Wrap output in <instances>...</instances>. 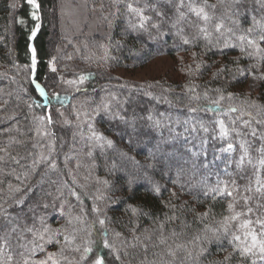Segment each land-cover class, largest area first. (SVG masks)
Here are the masks:
<instances>
[{"label":"trees","instance_id":"obj_1","mask_svg":"<svg viewBox=\"0 0 264 264\" xmlns=\"http://www.w3.org/2000/svg\"><path fill=\"white\" fill-rule=\"evenodd\" d=\"M98 1L99 10L106 12L105 24L109 26V21L112 22L110 34L84 38L85 45L77 43L74 50L70 46L59 50L58 39L54 40L51 35L53 22L49 14L55 0H35L37 22L29 18L30 4L27 0H18L14 11L10 0H0V148L5 149L0 152L3 158L0 159V203L7 209V215L0 216V236L7 234L9 245L14 241L15 245L21 246L23 240L30 244L39 240L28 235V227L41 232L47 228L48 236L56 229L65 234L73 233L76 239L73 245L64 248L66 259L63 264H94L97 245L105 264H162L161 255L164 256V264H218L231 251L227 239L205 244L207 252L198 261L187 259L182 250L173 260L166 255V249L175 247L177 242L187 243L202 234L205 225L216 226L222 215L227 214L228 200L218 198L213 201L210 195L206 197L201 183L215 184L217 173L222 174L230 159L220 152L228 141L219 138L216 113L222 112L220 118L230 129L235 128L240 133L232 132L230 136L235 148L233 160H239L242 140L248 141L249 154L254 159L259 156L258 149L264 146L260 138L264 134V79L259 81L258 91L252 94L244 91L242 82L237 83L240 79L227 77L232 69L244 63L249 52L253 56L256 54L253 48L241 52L237 36L251 26L253 17L264 22V0H242L241 3L233 0H182V6L181 0ZM129 3L150 18L148 31L128 29L129 19L138 22V18L128 12ZM189 4L204 7L213 16L209 28L213 33L210 45L198 37L195 25L202 22L189 10ZM178 6L179 12L186 14V19L173 28L171 25L179 16ZM157 12L162 15L158 16ZM18 19L21 21L17 22ZM218 20L223 21L225 29L233 31L222 30L223 35L216 33L213 26ZM233 21H238V24ZM152 23H159L161 31L152 28ZM36 25L37 30L32 35L31 30ZM180 29L183 31L177 35ZM261 34L260 29L252 34L259 45ZM184 38L190 43L184 44ZM225 41L228 47H224ZM102 44L108 46L107 62L103 59ZM32 51L36 58L35 71L32 68ZM190 52L197 54L199 68L190 67L183 75L186 86L170 80L160 87L146 84L151 87L148 93H154L155 98L140 93L145 89L143 84L129 89L121 85L114 87L113 80L107 79L103 70L95 69L97 65L114 69L122 66L121 61L143 58L148 61L162 53L175 57ZM51 59L55 61L56 72L49 67ZM71 73L86 76L84 86L72 91L58 90L60 85L53 83V78ZM194 83L209 91H236L237 95L228 97L227 105L220 104V109L216 110L200 103L201 100L193 95ZM37 84L43 93L37 89ZM17 85L25 93L18 91ZM164 88L172 92L167 93ZM75 101L80 102L79 106L74 105ZM105 106L109 111L115 110L117 115L109 112L111 118H107ZM233 107L238 112H228ZM59 112L64 116L60 118ZM240 112L251 115L242 116L233 125L231 119ZM149 115L153 121L147 119ZM68 119L70 122H64ZM157 120L160 121L159 126L154 124ZM242 120H249L251 127L243 126ZM257 120L261 123H256ZM132 121L135 123H130ZM94 123L105 130L92 129L91 132L111 140V148L106 144L101 147L102 142L95 138L91 141L83 139L87 124ZM201 125L209 131L206 133ZM252 128L257 130L256 136L251 134ZM49 144L53 145V152L47 155L49 159L43 160L48 149L44 151L42 146ZM65 150L72 153V160L68 162L70 172L66 174L60 171L64 166L62 157ZM150 152L153 154L151 157ZM34 161L39 163L34 164ZM52 161L58 163L56 165L60 169L58 166L56 169L50 167ZM57 169L60 174L62 172L60 176L64 182L72 187L71 196L78 198L80 204H74L51 187L48 176H55ZM228 170L234 174L241 189L249 177L255 179L251 166L246 165L243 172H239L232 163ZM129 177L136 178L131 191L127 185ZM91 178L94 182L90 181ZM150 181L160 185V195L149 191ZM173 181L178 182L174 184ZM49 186L51 192L47 194ZM17 188L20 191L17 192ZM20 199L23 203L17 204ZM259 202L264 205V198ZM242 205V201L237 204V210ZM252 206L256 208L255 200ZM94 207L99 211L93 212ZM131 207L140 209L138 214L133 215ZM205 212L209 213L207 219H199ZM256 212L264 214V207L256 208ZM100 219L105 221L103 226ZM13 227L25 239L20 240L11 233L10 228ZM105 235L115 247V253L103 248ZM162 236L165 238L163 244L160 243ZM88 240L95 242L93 252L82 261L83 247ZM38 243L46 242L39 240ZM75 244L80 247L79 252L72 250ZM221 244L227 251H218ZM188 246L195 256L198 249ZM10 247L5 248L8 254H2L4 264H8L9 255L12 256L11 264H20L19 258L24 259V255L21 257L22 252L17 251L16 246ZM116 255H119V260ZM252 260H256V264H264L259 256L241 261L238 254L230 264H252Z\"/></svg>","mask_w":264,"mask_h":264},{"label":"snow or ice","instance_id":"obj_2","mask_svg":"<svg viewBox=\"0 0 264 264\" xmlns=\"http://www.w3.org/2000/svg\"><path fill=\"white\" fill-rule=\"evenodd\" d=\"M29 4H31L33 7H36L35 0H27ZM120 0H114V3H119ZM234 3H241L242 0H233ZM14 6V5H13ZM182 6V0L181 5ZM177 8V11L179 13L178 19L172 23V27L175 28L178 23L186 19V14L183 12H179V7ZM128 12L130 14H134L135 17L138 18V22H133L131 19H129L127 27L130 31L136 32V31H148V22L150 18L148 16L143 15L142 10L134 8L131 3L127 5ZM189 10L202 22L201 24H196L195 27L198 28V37L203 38L208 42L210 45L212 43V31L209 30L210 26L212 25L213 16L205 10L204 7H194L193 5L189 4ZM115 16V14H113ZM158 16H161L162 14L157 12ZM35 19V15L33 16ZM107 19V18H106ZM233 23H237L238 21H233ZM189 24H192L191 21H189ZM109 26H112V22L109 21ZM151 27L154 29H157V31H161V25L159 23H152ZM214 30L216 33H219L220 35H223L222 30H226L228 32H232L233 30L231 28L225 29V25L222 20H218L214 24ZM260 29L262 34L258 37L259 41H264V22L261 20L256 19L255 17L252 18V24L250 27H248L246 30H244L241 34L237 36V39L240 41V51L245 52L247 48H253L255 49V52L257 54L264 52V49H262L258 43L257 38L253 37V33ZM183 31V29H180L179 32H177V35H180V33ZM35 34V33H33ZM235 34V33H233ZM111 39V38H110ZM184 44H189L190 41L187 38L183 39ZM228 42L225 41L224 47H228ZM101 48L104 49V56L103 59L105 62L109 59L108 54V46L101 45ZM193 56L195 57V53H193ZM249 56L252 58H255L251 52H249ZM36 67V58L35 54H33L32 58V68L33 71H35ZM199 68V65H197ZM55 71V69H52ZM223 71V69H222ZM241 75H245L243 71H241ZM261 79H264V76L260 77ZM87 79L86 76H80L79 77V83H83ZM68 83L74 84L77 83V81H68ZM37 89L43 93V89L40 88V85H36ZM231 98V96L229 97ZM224 97L221 96L220 100H223ZM220 100L214 101L216 105V110H219L220 106ZM5 103H7L5 101ZM255 102H253L254 104ZM107 108V106H105ZM228 112L236 113L238 112L237 108H229ZM244 115H251L250 113L240 112V115L236 116L235 118L231 119V123L235 125L237 120H240L242 116ZM11 119V117L9 118ZM43 119V117H41ZM121 119H123L121 117ZM149 121H153V117L149 115L147 117ZM51 122V120H49ZM134 124L135 122H130ZM243 126L251 127V123L249 120H242L241 121ZM256 123H261V121L257 120ZM155 126L160 125V121H154ZM218 129H219V138L222 141H228L226 147H221L220 152L223 154H227L230 159L228 160L225 168L222 170L221 173H217V179L215 184H208L206 181H202L201 183L204 186V195L211 196V199L213 201H216L218 198L222 200H228L227 203V214L222 215V218L217 221L216 226H208L205 225L202 234L197 235L192 240H189L187 243L183 242H177L175 243V247L168 246L166 249V255L171 257L173 260L176 259L177 252L183 251L186 253V258L189 260H196L198 261L201 256L207 252V248L204 247L205 244H212L213 242L220 243L222 240L227 239L228 244L231 247V251L229 252L228 256L224 258V261L218 262V264H230V261L233 259L234 255L238 254L241 261L247 259L248 257H255L259 256L261 260H264V214H258L256 212V208L264 207L259 201L260 199L264 198V146H262L260 149H258L259 156L257 158H253L249 154V143L246 140H242L240 142V157L239 160H233L232 153L235 151L234 144L230 140V136L232 132H236L237 135H240V133L235 128H229L224 120L217 121ZM203 130L207 133L209 130L208 128L201 125ZM37 132H39V129H37ZM47 135V133H45ZM253 136H256L257 130L255 128H252ZM93 137L96 141L102 142L100 144L101 147H103L105 144L111 148L113 146V142L111 140H108L104 138L102 135H98L95 132H93ZM215 139V136L213 137ZM261 140L264 141V134H261ZM5 151V149L0 148V152ZM91 153H89L90 155ZM153 154L150 152L149 156L151 157ZM193 155H197V153H193ZM0 159H3L0 157ZM43 160H47L49 158L42 157ZM39 163V161H34V164ZM235 163L236 169L239 172H243L245 166H251L254 169L253 176L255 179L253 180L252 177L248 178V183L243 186L241 189L240 185L237 184V180L234 178V174L228 170L229 166ZM55 161H52L50 164V167L53 169L55 168ZM115 167V165H113ZM177 176L179 177V171L177 173ZM224 177H230V179H225ZM243 178V177H241ZM19 179V177H17ZM178 181H173V183H177ZM107 183V182H105ZM136 183V178L129 177L127 180V185L129 191L132 190V186ZM151 187L149 188V191L153 193L154 195H160V185L154 182H151ZM11 188V185H9ZM183 187V186H181ZM16 191H20L19 188L16 189ZM75 195V193H73ZM175 195V193H173ZM231 198V199H229ZM97 199H101V197H97ZM256 202V208L252 206L253 201ZM243 202L242 207L240 210H237L236 205L240 202ZM6 203V201H5ZM17 204H22L23 199L17 200ZM46 207V205H45ZM61 208H63V205H61ZM99 209L94 207L93 212H98ZM140 209L137 207H131V212L133 215L138 214ZM211 211V208H209V212ZM208 212H205L199 219H207ZM7 215V209L4 207L3 203H0V216H6ZM253 216H255V219H253ZM71 223V220L69 221ZM99 223L101 226L104 225L105 221L103 219L99 220ZM15 227L12 228V231H15ZM161 230H163V225H161ZM26 231L29 233H32L34 238H38L40 240H44L48 243L52 242V238L47 235L49 232V229L45 228L42 232L41 231H34L33 228L28 227L26 228ZM55 235L58 237L61 235V232L59 230L56 231ZM89 237H91L92 233L91 231L88 232ZM119 235V234H117ZM173 236H177L176 233H173ZM64 239V246L61 247V249L58 252L55 253H48L46 257L38 262H33V264H63V261L66 259L64 257L63 252L65 247H69L73 245L76 237L73 233H68L63 236ZM139 239V238H137ZM57 243L59 241L57 240ZM93 243H95L92 240H88L86 242V246L83 247V253L81 255V260H87L89 258V253L93 252ZM160 243H165V238L162 236ZM188 245H192L193 248H197L198 251H196L195 256L193 255V249L189 248ZM102 246L105 249H109L111 252L115 253L116 249L115 247L110 244L108 239L105 237L102 240ZM135 245H133L134 247ZM6 247H10L9 241L7 238V234L0 236V254H3ZM36 247L39 248L40 251H44V245H37ZM99 245H97V251L96 256L94 260V264H105V258L100 254L99 252ZM72 250L79 252L80 247L77 245ZM36 249L34 248L32 250V255H35ZM218 251H227L221 244ZM24 254L21 253V256ZM116 259L119 260V255H116ZM30 257L24 258L23 264H29ZM160 260L162 264H164V256L161 255ZM12 256H8V264H11ZM0 264H4L3 260H0ZM252 264H256V260H252Z\"/></svg>","mask_w":264,"mask_h":264},{"label":"rangeland","instance_id":"obj_3","mask_svg":"<svg viewBox=\"0 0 264 264\" xmlns=\"http://www.w3.org/2000/svg\"><path fill=\"white\" fill-rule=\"evenodd\" d=\"M94 1L95 0H55L54 8L50 10L49 14L53 22L51 35L54 40L58 39L59 42L57 44H58L59 50L60 49L64 50L65 48L69 46L72 47L71 48L72 50H74L76 46H78L77 43H80L81 46L85 45L84 38L85 39L89 37L94 38L95 36L103 37V36H107L110 34V26H107L105 24V19H104V14L106 15V12L104 11L101 12L99 10L100 6H99L98 0H97L98 2L96 3ZM10 3L14 5L13 6V11H14L18 7V0H10ZM34 15L36 17L35 19L33 18ZM29 16H30L29 18L31 19V21L37 22V19H38L37 8L33 7L31 4H30V9H29ZM20 21L21 19L17 20V22H20ZM37 25L34 26L33 29L31 30L32 35H34L33 33L36 32ZM260 47L264 49V41L260 42ZM81 48L83 49V47ZM31 53H32L31 54V60H32L33 51ZM193 53L194 52L180 53V54H177L175 57H170L162 53V54L153 56L148 61H146L145 58H143L142 60L138 59V60H132L129 62L121 61L119 63L122 66L116 67L114 69L107 68L105 65L104 67L102 65H97L95 69H98L101 71L103 70L106 73L105 74L106 78L113 80L112 84L114 85V87L121 85V87L123 86L124 88L129 89V88H135V86L137 87L143 84L145 86V89L140 90V93L143 95H147L150 98H155L156 95H154V93H151V94L148 93L151 87L146 84H150V83L156 84V85H159L160 87L162 83L166 82L167 80H170L176 83L179 82L181 83L182 86H186L184 85L185 82H183L184 81L183 75L187 74V71L190 67H195V66L197 67L196 59H199L197 58V54L195 53V57H194ZM254 57L255 58L246 56L245 58L246 60L244 61V63H241L240 67H238L237 69H232L227 76L230 78H238V80L240 79V81L237 83L242 82L244 86L243 88L245 89L244 91L246 93H252V94L258 91L259 81L261 80L260 77L264 76V52H261L259 54L256 53ZM97 59L99 61H102L100 57H98ZM54 64H55V61L51 59L49 61V67L51 69L53 68L55 69ZM241 71H243L245 75L242 76ZM60 73H64V72H57V74H60ZM57 76L58 75H56V77L53 78L55 79L53 83L55 84L59 83L60 87L58 88V90L60 89L63 91H72V90L81 88L82 86H84V83H86L85 81L83 83H79L78 81H79L80 75H76L73 73L69 75L63 74V75H60V77L59 76L57 77ZM73 80L77 81V83H74V84L68 83V81H73ZM194 85H196V89H195V92L193 91L194 93L193 95H195V97H198V99L201 100L200 103H205V105L207 104V105L213 106L214 108H216V106H215V103L213 102L220 100L221 96H223L226 99L220 100V104H223L224 106H226L227 103L229 102L227 101L228 97L237 95L236 91L228 92V93H223L222 91L214 92V91H209L204 88L197 87V83H194ZM17 86H18L17 90L20 91L22 87H19V85ZM164 90H166L167 93L172 92V91H169L171 89L167 90L164 88ZM184 90L186 91V89ZM22 91L23 90H21L20 92ZM23 92L25 93V91ZM162 98L166 99L167 96L165 97L163 96ZM195 99L197 100V98ZM79 103L80 102L75 101L74 105L79 106ZM102 105L104 106L105 104H102ZM219 109H220V106H219ZM114 111L115 110L109 111V109L107 108V110H105L106 112L105 116L107 118H111L110 114H108L109 112H112L113 116L117 115V113L115 114L116 111L115 112ZM58 114L60 115V118L61 116H64V113L61 114V112H59ZM221 115H222V112L216 113L215 116L218 118L217 121L222 120L220 118ZM64 122L68 123L70 122V120L68 119V120H65ZM92 129L94 130L97 129L101 131L105 130V128L95 123L94 125L87 124L84 130L85 138L83 139H86L88 141H91L92 139H94L93 132H91ZM51 147H53V145L51 144L47 145V147L42 146V148H44L43 149L44 151H46L45 148L48 149L46 152H44L43 157H48L47 155L49 154V152L50 153L53 152V149ZM64 152L65 153L62 157V162L64 165L63 168L60 169V166L56 165L58 163H55V165L58 166L60 171L62 170L64 174H66L67 172L68 173L70 172L69 171L70 167H69L68 162L72 160L71 159L72 153L71 151L66 152V150ZM67 158H69V160ZM60 171H58L57 169V171H55L56 173L55 176H53V174L51 176H48V179L50 180L49 182L52 185L51 187L52 188L54 187L57 193L58 192L63 193L64 198L66 197L70 198L72 202H74V204H78V203L80 204V201L78 198L71 196L72 190L70 188L72 187H69L68 184L64 182V180L62 179V176H60L62 174V172L60 174ZM90 181L94 182V179L91 178ZM51 187L49 186V188L46 189L47 194L48 192H51ZM89 195L90 193L87 192V196ZM183 200L185 201L186 198H183ZM35 216H37L39 220L41 219L38 213H36ZM10 229H11L10 232L16 234L20 240L25 239L23 234H20V232L18 233L16 227H15L16 229L15 231H12V228ZM56 231L57 229L55 231H52L51 235L49 234L50 237L52 238V242L48 243L45 241L46 243L43 244L44 251H40L39 248L36 247L37 245H41L38 243L40 239L37 240L34 244H30L29 242L27 243L25 240H23L21 246L15 245L13 241L12 243L10 242L11 243L10 246H13V245L16 246L17 251H21L24 254L23 256L24 258H27L29 256L31 259L29 260V264H33V262H38L44 259L48 253L58 252L61 249V247L64 245L63 236L65 235V233L61 232V235L57 237L55 235ZM82 231L80 233H82ZM28 235L33 237L32 233H28ZM10 238L12 237L10 236ZM57 240L59 241V243H57ZM77 245L78 244H75V247ZM11 248L12 247H9V249ZM34 248L36 249L35 255H32V250ZM7 249H5L3 255L8 254ZM70 249L66 248V250H70ZM75 254L77 256L78 253H75ZM0 255H1L0 260H2L3 255L2 254ZM63 255L65 257V253ZM19 259L21 260L19 261V263L23 264L24 259L23 258H19Z\"/></svg>","mask_w":264,"mask_h":264}]
</instances>
